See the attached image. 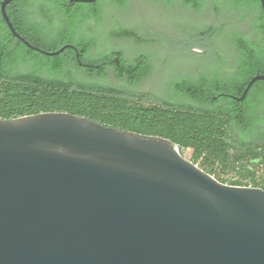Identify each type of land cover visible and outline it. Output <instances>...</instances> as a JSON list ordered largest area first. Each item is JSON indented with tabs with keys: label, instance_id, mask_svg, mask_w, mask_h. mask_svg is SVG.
I'll return each mask as SVG.
<instances>
[{
	"label": "water",
	"instance_id": "water-1",
	"mask_svg": "<svg viewBox=\"0 0 264 264\" xmlns=\"http://www.w3.org/2000/svg\"><path fill=\"white\" fill-rule=\"evenodd\" d=\"M12 1L13 37L75 49L30 45ZM0 264H264V190L217 181L160 137L64 112L0 119Z\"/></svg>",
	"mask_w": 264,
	"mask_h": 264
},
{
	"label": "trees",
	"instance_id": "trees-1",
	"mask_svg": "<svg viewBox=\"0 0 264 264\" xmlns=\"http://www.w3.org/2000/svg\"><path fill=\"white\" fill-rule=\"evenodd\" d=\"M153 1H162L167 6L178 1L183 8L196 13L208 2L213 11L219 13L220 4H224L238 21L246 19L252 37L248 34L229 35L233 47L231 66L222 56L216 55L220 67L230 68V77L221 78L220 70L216 69L212 71V79L200 72L198 79L187 78L172 87L175 94L194 104L174 107L142 103L144 95L131 88L148 76V55H137L128 60L118 50L110 49L105 54L106 67L99 65V57L86 56L95 41L77 36L75 26L84 19L100 22L97 12L90 11L82 3L73 7L67 0H13L6 6V14L15 31L30 45L53 52L71 44L81 52V61L94 63L98 69L94 72V80L64 76L65 61L71 60L73 64L77 61L75 50L67 48L56 56L32 50L12 36L0 16V119L64 112L117 130L160 137L176 145L179 151L191 149L192 163L200 162L209 167L208 174L221 183H224L223 179L216 174L219 166L222 173L237 169L240 179L231 185L242 186L240 180L246 179L249 171L246 166L241 171L234 166L246 158L262 156L264 160V81L255 82L249 89L247 100L242 103L221 97L214 101L200 88L215 84L219 92L241 96L250 78L264 73V19L259 0ZM111 3L114 8L125 5L124 0H112ZM114 22L113 28L107 32L108 40L130 41L136 45L156 42L153 37L140 33L136 26L125 27L117 19ZM54 24L66 27L68 31H62V28L44 32V27ZM195 33V42L206 45L221 35L223 28L208 26ZM108 70L115 79H123L125 88L103 82ZM188 87L192 88L188 90ZM254 176L250 171L248 177L252 182H255Z\"/></svg>",
	"mask_w": 264,
	"mask_h": 264
},
{
	"label": "rangeland",
	"instance_id": "rangeland-1",
	"mask_svg": "<svg viewBox=\"0 0 264 264\" xmlns=\"http://www.w3.org/2000/svg\"><path fill=\"white\" fill-rule=\"evenodd\" d=\"M153 3L154 8L151 13L142 16L138 15L134 18L135 25L131 21V17L123 15L118 18L122 25L128 27L134 25L140 33L156 40L153 43V51L155 53L153 65L155 64L156 68L142 84L137 88H133L137 93L145 92L152 82L158 90L161 86L166 88L169 76L167 74L168 70L164 67L165 64L162 65L163 62L173 63L174 59H179L187 71L200 67L212 69L215 65L217 54L224 59L233 55V47L229 35L234 33L248 34L247 22L246 26L244 24L238 26V19L225 9L224 4H220L219 13L213 11L210 2L204 4L200 12L196 13L191 9L183 8L178 1H174L168 6L162 1ZM208 26L222 27L223 33L210 40L206 45L196 43L195 32ZM111 27L112 24L106 25L104 28L105 32L107 33ZM108 49L119 50V47L113 44ZM103 82L110 85H119L120 83L124 85V81H116L114 79L111 71H108V77ZM179 153L186 161L192 163L191 149L181 150ZM229 164L232 165L231 163ZM194 165L208 174L209 167L202 165L200 162ZM236 166L240 168L239 171L242 170L243 166H246L248 171L254 172L256 183L258 185L263 184L264 160L262 156L256 159L246 158V161L240 162L234 167ZM220 171L221 167L219 166L216 169V174L223 179V184L231 185V183L240 179L239 173L236 172L237 169L228 173ZM211 176L214 178L213 175ZM240 181L242 186H246V179Z\"/></svg>",
	"mask_w": 264,
	"mask_h": 264
},
{
	"label": "flooded vegetation",
	"instance_id": "flooded-vegetation-1",
	"mask_svg": "<svg viewBox=\"0 0 264 264\" xmlns=\"http://www.w3.org/2000/svg\"><path fill=\"white\" fill-rule=\"evenodd\" d=\"M111 1L112 0H97L94 3L85 4L89 7L90 11L97 12L101 20L100 22H95L94 20H91V19L81 20L79 25L75 26V33L77 36L81 38H84L87 40L93 39L95 41V46L88 51L86 56H88L89 58L99 57L100 59L99 65L101 67H106L105 65H106L107 60L105 59V54L107 50H109L108 49L109 46L113 44L119 47L118 51L120 52V55L123 58L128 59V60L133 59L137 55H142V54L148 55L149 56L148 64L150 67V72L147 77L142 79L139 83H137L131 89L137 88L140 84H142L149 77V75L156 68L155 64L153 65L154 55H155L153 51L154 45L153 44L136 45L133 42H124L121 40H108L107 33L105 32L104 28L108 24H112L111 28H113L115 24L114 19H117L122 25V22L118 18L122 17L123 15L131 17V21L134 22V25H135L134 18H136V16L148 15L149 13L152 12L154 8V3H153L154 1L153 0H124L125 5L122 8H114ZM71 5L74 7L75 4H71ZM0 16H1V13H0ZM56 19H57L56 22L58 23L59 18L56 17ZM242 24L246 26V19L242 22L239 21L237 23L238 26ZM134 25L130 27H134ZM125 27H128V26H125ZM62 28H63L62 26L54 24L49 27H44L43 29H44V32H49L52 30L53 31L60 30ZM62 31L67 32L68 28L64 27ZM248 35L252 37L249 33ZM65 45H71V44H65ZM69 49H72V48H69ZM72 50H75V49H72ZM80 54L81 52L79 53L77 50H75V58L77 60L75 64H73L71 60L65 61L64 67L62 68L63 75L71 76V77L83 79V80H94L96 78V74L94 72L97 71L98 66L91 62L81 61L79 59ZM224 60L226 61L227 65H229L230 67L232 64V56H229L227 59H224ZM116 63L119 64L118 59H116ZM164 64H165L164 67L168 70L167 74L169 76L166 88H163L161 86V88L158 90L153 82L150 83L145 92H140L141 94L144 95V97L142 98V103L146 102V103L158 104V105L168 104L174 107H177L183 104H194L192 103L190 99L185 98L181 95L175 94L174 90H172V87H176L178 84L182 83L187 78H192L195 80L198 79V74L200 72L206 74L210 79H212L213 77L212 71L216 69L220 70L219 75L221 78H227V77H230L231 75V71L229 70L230 68L226 69L224 67H220L218 65L217 60L215 61V65L212 69H209V68L203 69V67H200L198 69L196 68L191 71H187L186 69H184L182 62H180L179 59H174L173 63L163 62L162 65ZM108 71H107L106 77L103 80H105L108 77ZM115 80L123 81V79H120V80L115 79ZM118 86L120 88H125V86L121 83ZM191 88L192 87H188L187 89L190 90ZM218 88L219 87L216 86L215 84H211L210 86L200 88V91L202 93L206 92L208 95H210L211 99H213L214 101L217 100L218 97L231 99L228 96H233V95L229 93L219 92ZM247 95L248 93L246 94V97H245L246 100H247ZM236 97H239V96H236ZM243 101L238 102V103H242ZM262 107L263 105H260V108ZM247 126H248V123H247ZM249 173L250 171L246 173V187L260 188L264 190L263 189L264 182L263 184H260V185H258L256 181L252 182L250 178L248 177Z\"/></svg>",
	"mask_w": 264,
	"mask_h": 264
}]
</instances>
